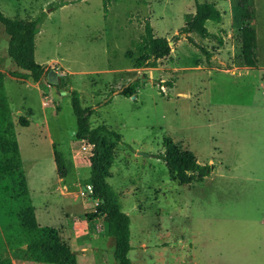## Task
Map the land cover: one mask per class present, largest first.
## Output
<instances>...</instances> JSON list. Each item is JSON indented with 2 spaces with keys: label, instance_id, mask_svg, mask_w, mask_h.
<instances>
[{
  "label": "rangeland",
  "instance_id": "obj_1",
  "mask_svg": "<svg viewBox=\"0 0 264 264\" xmlns=\"http://www.w3.org/2000/svg\"><path fill=\"white\" fill-rule=\"evenodd\" d=\"M204 1L216 3L223 19L206 23L210 36L205 39L191 33V42L179 30L185 15ZM253 6L254 72L232 69L241 65L240 0H108L106 6L104 0H0V10L10 18L46 13L35 51L47 69L43 95L33 81L7 75L11 109L15 115L23 110L26 118L31 110L36 121L43 119L45 95L54 106L48 109L49 134L38 126L24 128L16 115L22 172L33 201L15 195L19 177L0 180V259L21 264L26 246L21 213L32 204L39 223L61 227L69 244L70 231H86L82 242L93 247L80 251L77 264H119L107 221L88 217L96 200L88 196L93 207L84 210L76 198L85 185L76 182H84L90 165L75 157L72 87L82 105L94 110L93 127L106 124L122 136L108 181L131 218L133 264H264V89L258 80L264 83V0H254ZM148 21L156 36L173 41L172 51L157 67L133 70L126 51ZM8 44L0 23V62L12 74L21 70L10 59ZM110 68L127 70L106 72ZM50 73L57 84L49 82ZM130 84L133 95L115 94ZM50 135L67 160L68 174L61 181L51 161ZM167 137L191 150L199 163L212 165L211 174L191 184L173 179L158 157ZM58 182L69 183L70 191L62 195Z\"/></svg>",
  "mask_w": 264,
  "mask_h": 264
},
{
  "label": "trees",
  "instance_id": "obj_2",
  "mask_svg": "<svg viewBox=\"0 0 264 264\" xmlns=\"http://www.w3.org/2000/svg\"><path fill=\"white\" fill-rule=\"evenodd\" d=\"M104 1L106 6L108 0ZM253 2L254 0H240L241 19L245 24L239 31L241 46L239 57L242 65L256 67L258 65L257 32L249 23L255 18L256 13ZM64 4L61 3V5ZM45 15L46 13L42 11L35 18H10L0 10V23L4 25L9 36L8 55L16 69L27 71L25 73L14 70L12 76L38 82L46 74V67L38 63L35 58L36 36L40 32ZM222 19L223 13L216 3L197 2L195 12L185 15L184 25L180 28L179 34H185L191 42H195L191 33H196L205 39L210 36L206 23L208 21L220 23ZM200 48L206 55H210L204 46L201 45ZM171 51L170 40L156 36L148 21L145 23L140 39L133 42L132 47L126 51V56L131 60L134 68H154L158 66L161 59L168 57ZM134 89L135 86L130 84L125 86L119 94L130 97L134 94ZM71 101L77 120V143L78 140L86 139L95 145L93 156L87 160L90 173L82 182L93 186L92 198L98 203L96 211L88 214V217H107V234L115 240L114 257L119 264H133L129 257L132 249L131 218L127 212L123 211L120 196L108 181L111 177L115 150L118 143L122 142V136L106 124L96 127L91 125L90 118L94 110L82 105L77 90H72ZM19 124L27 127L30 121L25 116H20ZM54 151L57 172L60 177H66L68 174L66 156L55 146ZM158 157L165 161L172 178L182 184L202 182L213 170L212 165L199 163L191 150L183 148L170 137L165 139V151L159 153ZM22 167L16 124L5 92V74L0 72V180L6 176L19 177V193L15 195L28 200L30 199L29 190ZM21 218L26 238V248L21 249L22 259L50 264L75 262L71 246L63 239L59 228L41 225L32 204L23 208ZM0 264L14 263L11 258L6 257L0 259Z\"/></svg>",
  "mask_w": 264,
  "mask_h": 264
},
{
  "label": "crops",
  "instance_id": "obj_3",
  "mask_svg": "<svg viewBox=\"0 0 264 264\" xmlns=\"http://www.w3.org/2000/svg\"><path fill=\"white\" fill-rule=\"evenodd\" d=\"M257 40H258V38H257ZM8 52V51H7ZM242 65V64H241ZM236 66V65H234L233 67H232V69H233V71H240V70H246V71H252V72H254L255 71V69H256V67H251V66H244V65H242V66ZM132 69L133 70H138V69H140V68H134V67H132ZM15 70V69H14ZM125 70H127L126 68H110V69H108L106 72H108V73H117V72H123V71H125ZM21 71H24V70H21ZM0 72H3L4 74H5V78H6V76L7 75H9L12 79H14V80H16L17 82H18V80L20 81V80H23V82H29V83H31L32 81L30 80V79H20V78H17V77H15V76H12L10 73H8L7 71H6V69L3 67V65H2V63L0 62ZM126 72V71H125ZM50 75V74H49ZM51 77V76H50ZM259 78V74L256 76V78ZM257 78V79H258ZM263 79V78H262ZM44 80H46L45 79V75L38 81V82H34L33 84H34V86H36L38 89H40V86L42 85V83H43V81ZM258 80H260V86H262V88L264 89V83H262V80L259 78ZM49 82H50V78H49ZM51 83V82H50ZM57 83H58V77H57ZM51 84H53V83H51ZM72 90H74L72 87H70ZM124 87H121V88H119L118 90H116L115 91V94L116 95H120L119 94V92L123 89ZM5 92H6V86H5ZM40 92H41V95H43V91L40 89ZM6 95H7V93H6ZM8 97V96H7ZM9 100V99H8ZM10 103V102H9ZM41 106H42V110H43V112H42V115H43V119H38V120H34L33 118H32V111L30 110V112H31V115L29 116V117H27V119L30 121V124L27 126V127H24V128H26V129H31L33 126H38L39 128H43L45 131H46V133L48 132V134H49V130H50V125H49V112H48V109H52V108H54V106L52 105V103H51V101H50V98H48V95H45L44 96V98H42L41 99ZM57 108H59V106H57ZM12 112H13V110H12ZM17 113L18 114H16L18 117H20V116H24V111L23 110H18L17 111ZM16 115H15V113L13 112V120H14V122H15V124H16ZM17 126V125H16ZM50 143L52 144V146H55V144H56V142H55V140L52 138V135H50ZM51 161H52V164H53V167H55L56 168V171H57V164H56V161H55V151H54V148H53V155H52V157H51ZM57 179H58V181H61V180H63L62 179V177H60L59 176V174H58V172H57ZM62 183V184H61ZM82 182H76V185L77 186H81L82 184H81ZM29 185V183L27 182V186ZM70 185H69V183H67V182H58V185H57V187H56V190H58V191H60V193L62 194V195H64L66 192H69L70 191V187H69ZM28 190H29V198H30V200H31V202L33 201V196L30 194V189L28 188ZM78 191V190H77ZM80 191V190H79ZM79 191H78V193H79ZM75 192V191H74ZM76 198H77V200L81 203V206H83V209L84 210H86V209H91L93 206H89V204L90 203H92L91 202V200H88L87 198L88 197H82V196H79V195H77L76 196ZM35 212H36V216H37V209L35 208ZM38 217V216H37ZM38 219V218H37ZM103 219H105V221H107V217H103ZM68 218H66V222L65 223H69L68 221ZM57 228H59V230H60V233H61V236L63 235V233L61 232V227H57ZM85 232L86 231H84L83 229H81V230H79L78 231V234H77V232L75 231V232H69V235H70V246H71V250H72V254L74 255V257H75V262L74 263H69V264H77L78 263V258L81 256L80 255V251H83V250H87V249H90V248H92L93 246L92 245H90L89 243H83L82 241H83V235L85 234ZM79 235V236H78ZM81 240V241H80ZM88 247H90V248H88ZM25 248H26V246H25ZM91 254H92V251H91ZM37 261H33V260H26V259H22L21 260V264H37V263H43V262H37ZM14 263V262H13ZM45 264H50V263H45Z\"/></svg>",
  "mask_w": 264,
  "mask_h": 264
},
{
  "label": "built area",
  "instance_id": "obj_4",
  "mask_svg": "<svg viewBox=\"0 0 264 264\" xmlns=\"http://www.w3.org/2000/svg\"><path fill=\"white\" fill-rule=\"evenodd\" d=\"M94 149H95V145L89 142L88 140L86 139L78 140L77 148L75 150V157L88 160L93 156ZM92 194H93V186L91 184H85L84 188H81L80 195L82 197H88V196L92 197ZM96 204L98 203L96 202ZM76 220H78V218H76Z\"/></svg>",
  "mask_w": 264,
  "mask_h": 264
},
{
  "label": "water",
  "instance_id": "obj_5",
  "mask_svg": "<svg viewBox=\"0 0 264 264\" xmlns=\"http://www.w3.org/2000/svg\"><path fill=\"white\" fill-rule=\"evenodd\" d=\"M172 44H173V41L170 40V45L172 46ZM50 76H51L50 77V82L53 83V84H57V76H56V74L50 73ZM63 93H66V92L64 91Z\"/></svg>",
  "mask_w": 264,
  "mask_h": 264
}]
</instances>
